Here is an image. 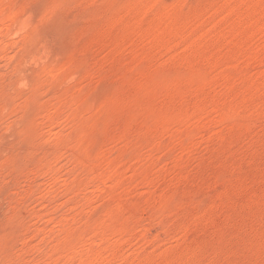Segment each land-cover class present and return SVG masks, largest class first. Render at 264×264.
<instances>
[{"label": "rangeland", "instance_id": "rangeland-1", "mask_svg": "<svg viewBox=\"0 0 264 264\" xmlns=\"http://www.w3.org/2000/svg\"><path fill=\"white\" fill-rule=\"evenodd\" d=\"M0 264H264V0H0Z\"/></svg>", "mask_w": 264, "mask_h": 264}]
</instances>
